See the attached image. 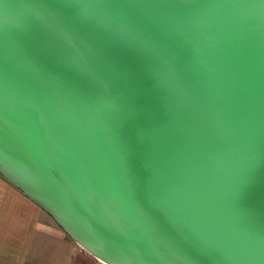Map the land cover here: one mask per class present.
<instances>
[{
  "label": "water",
  "instance_id": "1",
  "mask_svg": "<svg viewBox=\"0 0 264 264\" xmlns=\"http://www.w3.org/2000/svg\"><path fill=\"white\" fill-rule=\"evenodd\" d=\"M0 174L106 264H264V0H0Z\"/></svg>",
  "mask_w": 264,
  "mask_h": 264
},
{
  "label": "crops",
  "instance_id": "2",
  "mask_svg": "<svg viewBox=\"0 0 264 264\" xmlns=\"http://www.w3.org/2000/svg\"><path fill=\"white\" fill-rule=\"evenodd\" d=\"M75 241L0 174V264H71Z\"/></svg>",
  "mask_w": 264,
  "mask_h": 264
},
{
  "label": "rangeland",
  "instance_id": "3",
  "mask_svg": "<svg viewBox=\"0 0 264 264\" xmlns=\"http://www.w3.org/2000/svg\"><path fill=\"white\" fill-rule=\"evenodd\" d=\"M77 255L71 264H106L75 242Z\"/></svg>",
  "mask_w": 264,
  "mask_h": 264
}]
</instances>
